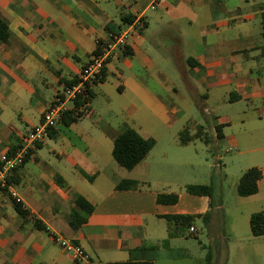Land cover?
Returning <instances> with one entry per match:
<instances>
[{
    "label": "crops",
    "instance_id": "crops-1",
    "mask_svg": "<svg viewBox=\"0 0 264 264\" xmlns=\"http://www.w3.org/2000/svg\"><path fill=\"white\" fill-rule=\"evenodd\" d=\"M150 4L151 0H0V19L9 32L8 41L0 42V160L41 123L45 108L65 83L77 80L99 43L128 25L134 27L128 46L106 64L103 83L108 74L114 75L120 91L130 92L144 107L163 114L167 104L149 90L145 77L146 70L156 68L157 77L170 83L158 66L169 67L202 113L217 114L244 103L264 128L263 0H161L153 10ZM103 83L92 81L88 86L92 97L93 88ZM90 101L76 109L82 114L76 122L65 126L60 121L52 137L30 149L28 160L13 175L16 186L1 187L6 192L0 191V264H155L178 236L174 231L169 237L164 217L199 216L211 227L206 196L177 193L173 205L156 203L157 195L173 194L157 188L161 184L154 172L167 163L165 146L155 152L158 140L132 170L105 176L103 187L94 186V175L86 178L88 170L107 172L96 150L104 146L111 152L122 130L102 120L91 121L92 127L82 125L83 117L94 115ZM67 107L75 110L74 105ZM214 119L213 127L221 125L223 138L229 120ZM43 148L53 160L40 158ZM215 159L219 163L220 158ZM253 166L261 171L258 192L241 197L249 206L259 207L249 217L264 212V163ZM122 181L136 185L118 190ZM77 196L93 211L72 230L68 215L78 211ZM11 198L46 231L35 229L31 219L24 222ZM252 238L258 240L257 246L247 247L245 258L264 264V236ZM58 240L74 242L85 258L74 260ZM144 241H155L149 246L157 249L142 248Z\"/></svg>",
    "mask_w": 264,
    "mask_h": 264
},
{
    "label": "rangeland",
    "instance_id": "rangeland-1",
    "mask_svg": "<svg viewBox=\"0 0 264 264\" xmlns=\"http://www.w3.org/2000/svg\"><path fill=\"white\" fill-rule=\"evenodd\" d=\"M158 67L172 82L164 83L157 77L156 68L146 70L145 82L149 90L167 104L166 113H157L150 106L146 108L130 92L120 91L116 77L108 74L103 84L93 88L90 108L94 115L83 117L81 124L92 127L91 121L102 120L115 130L128 126L143 137L158 140L155 152L165 146L167 163L159 172H154L161 184L157 188L177 195L185 194L187 185L211 184V227L208 228L201 218H196L191 224L196 229L194 233L188 226L172 225V231L178 236L170 242L167 255L157 257L155 264H205L207 254L212 256V264H254L245 258L244 252L250 245L257 246L258 240L251 236L249 214L259 207L246 204V199L236 194V185L244 170L264 163V152L260 151L264 150L263 123L244 103L227 106L217 114L202 113L195 104H191L189 90L183 82L175 79L170 68ZM214 117L229 120V124L223 127V138L219 140H216L213 129L216 124ZM199 125L211 138L209 145L201 140L180 145L178 134L186 127L193 132ZM232 138L234 143L229 141ZM47 144L54 146V141L47 140ZM96 152L99 162L108 167L107 172L98 173L99 169H96L88 170L86 174L81 171L87 176L94 175V186L103 187L105 176L109 174H126L108 148L98 147ZM39 156L54 159L46 148L41 149ZM215 156L220 158L219 163ZM217 206L221 207L217 209ZM144 243L146 248L155 241Z\"/></svg>",
    "mask_w": 264,
    "mask_h": 264
},
{
    "label": "trees",
    "instance_id": "trees-1",
    "mask_svg": "<svg viewBox=\"0 0 264 264\" xmlns=\"http://www.w3.org/2000/svg\"><path fill=\"white\" fill-rule=\"evenodd\" d=\"M130 23L131 21H125ZM9 38V32L7 25L0 19V42L6 43ZM126 48V47H125ZM124 48V49H125ZM123 49V50H124ZM98 51L97 49L94 51L93 54H96ZM92 54V55H93ZM129 54V53H128ZM95 83L100 82L103 83L104 75L103 71L100 77H97L93 80ZM76 82L73 80L71 82L65 83L67 85H72ZM92 97V93L88 88L86 89V94L83 98H78L74 103L75 110H69L63 113L61 124L65 126H69L70 124L77 121L78 118L82 116L81 113L76 112L77 108L85 107L88 104L89 100ZM216 138L219 140L221 139V125H216L214 127ZM54 135V131L48 130V136L52 137ZM179 144L184 146L187 145L195 140H201L205 145H209V138L208 135L204 132L202 126H196V130L194 134L190 135L189 129L186 127L178 134ZM155 141L151 138L141 136L136 130L125 126L122 128L120 133L115 137L113 140L111 156L114 161L126 171L132 170L146 155L147 153L153 148ZM21 147V143L18 145H13V147L6 153V157L10 158L14 155V153ZM39 148V147H38ZM31 151H29L30 155ZM27 156L22 165L28 160ZM19 168V167H18ZM15 169L8 177H7V185L9 186H16L17 181L13 178ZM88 180H91V177H86ZM261 178V171L256 168L252 167L245 170L238 179L236 185V194L239 197H249L258 192V181ZM136 183L131 181H122L118 184V190H125L130 187H134ZM185 192L190 195L194 196H206L210 199V194L212 190L211 184L209 185H187L185 186ZM0 191L6 192L5 188L0 187ZM11 204L15 212L21 217V219L25 222L26 220H30L33 222V227L37 230H45L46 228L42 225L39 221L34 219L32 215L22 209V206L19 202L15 201V199H10ZM177 202V195L175 194H159L156 197L157 204L163 205H173ZM75 205L78 211L72 210L68 215V224L72 230H77L87 219V217L92 213L93 207L81 196H77L75 198ZM199 216H192V215H176V216H166L164 217L167 226H168V235L173 236L174 231H172L171 226H178V225H185L191 228V224L194 222L195 218ZM208 215H204V219L207 220ZM206 224L207 221H204ZM249 227L250 232L253 237L264 236V212H257L250 216L249 218ZM166 241L162 244L164 245ZM73 244H75L73 242ZM76 245V244H75ZM142 248H145L142 246ZM149 250L154 251L157 249V246H149ZM109 264H153L150 261L144 262H120V263H109ZM205 264H212V256L207 254L205 258Z\"/></svg>",
    "mask_w": 264,
    "mask_h": 264
},
{
    "label": "built area",
    "instance_id": "built-area-1",
    "mask_svg": "<svg viewBox=\"0 0 264 264\" xmlns=\"http://www.w3.org/2000/svg\"><path fill=\"white\" fill-rule=\"evenodd\" d=\"M160 1L161 0H151L149 9H155ZM137 26L142 27L143 25L138 22ZM133 32L134 27L128 25L125 29L110 34L106 41L99 43L98 51L91 56L88 63L81 69L76 82L72 85L64 86L62 91L54 97L52 103L48 105L42 113L41 123L29 130L23 137L21 147L12 157L7 158L4 156L1 158L0 187L7 186V177L22 165L30 149L37 144L43 143L48 138V130L54 129L60 123L63 113L68 111L67 104L70 103L74 105L78 98H83L86 94V89L92 81L101 76L106 64L118 51L128 46ZM189 231L194 233L196 229L191 227ZM58 244L60 248L74 260L85 258V254L79 246L65 240H58Z\"/></svg>",
    "mask_w": 264,
    "mask_h": 264
}]
</instances>
